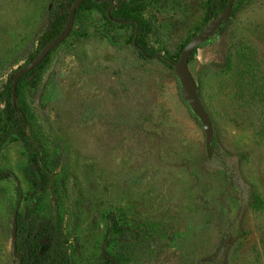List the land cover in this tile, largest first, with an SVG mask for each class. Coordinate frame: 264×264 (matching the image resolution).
<instances>
[{"label": "rangeland", "instance_id": "374dc122", "mask_svg": "<svg viewBox=\"0 0 264 264\" xmlns=\"http://www.w3.org/2000/svg\"><path fill=\"white\" fill-rule=\"evenodd\" d=\"M59 1L68 4L0 0V90L41 50ZM206 2L114 0L112 11L174 63L209 22ZM133 33L88 4L23 85L43 193L24 176L26 152L0 104V264H18L13 231L28 216L62 219L67 264H264V210L252 209L255 196L264 202V119L249 103L264 96V0H236L189 61L214 128L209 153L173 68L143 59Z\"/></svg>", "mask_w": 264, "mask_h": 264}, {"label": "trees", "instance_id": "16d2710c", "mask_svg": "<svg viewBox=\"0 0 264 264\" xmlns=\"http://www.w3.org/2000/svg\"><path fill=\"white\" fill-rule=\"evenodd\" d=\"M74 0H68L67 5L62 2H57L49 9V25L47 26L41 41V49L48 44L54 37H56L63 29L66 23V18L70 5ZM227 0H207V20L217 16L225 7ZM97 5L103 9L105 19L112 23L106 16L105 8L107 4H99L96 0H84L80 7L76 10L75 15L85 10L86 6ZM122 11V10H120ZM111 17L121 21L134 20L127 12L122 11V17L116 18L114 12H111ZM134 28L132 40L135 37L137 27L130 24ZM137 34V33H136ZM131 40V42H132ZM136 49L143 59H156L166 67H170L169 59L160 54L146 50L140 46L139 39L136 37ZM55 50V49H54ZM53 50V51H54ZM52 51V52H53ZM51 52V53H52ZM196 51H194L195 54ZM193 54V55H194ZM49 56V55H48ZM47 56V57H48ZM45 58V60L47 59ZM193 57V56H192ZM191 57V58H192ZM190 58V59H191ZM45 60L33 71L24 75L18 82L15 95V101L12 102V88L10 77L7 83L0 90V104L3 105L4 117L12 127L13 133L22 142L27 156V167L24 172L26 180L29 182L31 188L36 192L43 193L48 187L49 176L47 168L41 163V157L44 154L43 145L38 139L32 138L30 124L32 120L31 112L23 102V85L25 83L35 84L38 79V70L44 65ZM31 61V60H30ZM259 94L254 101H249L250 104L257 106L260 111V117L264 119V96ZM54 166V162H50ZM7 176L6 173L0 172V180ZM252 209L256 211L264 210V202L260 197H254ZM16 227V239L13 241V246L18 256V264H67V239L64 234L62 219L59 216L50 218H35L28 216L26 220ZM110 234V229L108 235Z\"/></svg>", "mask_w": 264, "mask_h": 264}, {"label": "water", "instance_id": "95a60500", "mask_svg": "<svg viewBox=\"0 0 264 264\" xmlns=\"http://www.w3.org/2000/svg\"><path fill=\"white\" fill-rule=\"evenodd\" d=\"M83 1L84 0L73 1L68 10L66 23L60 33L56 37H54L48 44H46L31 61L25 63L13 73L11 82L12 102L15 101L14 93L16 91V87L19 80L24 75L36 69L54 49H56L68 38L74 25V17L76 10L80 7ZM96 1L99 4L107 3L109 5L106 10V16L110 18V11L114 6V0ZM235 1L236 0H227L226 5L221 10V12L217 16L212 18L196 36L191 38L184 45L183 49L179 54L178 60L174 63H170V66L173 68L174 76L179 84L180 97L191 112V114L196 118L203 130L205 139V149L207 153L210 152L211 146L213 144L214 128L199 97L195 80L189 70V61L190 58L193 56L194 51H197L201 46L209 43L219 35L221 27L225 25L230 18L233 4ZM114 7L117 8L118 6ZM113 21L117 24L122 25H136V22L134 20L121 21L119 19H115ZM136 37L137 34L135 32V37L132 40V45L134 47L136 46ZM14 234L15 230L13 231V241L15 240Z\"/></svg>", "mask_w": 264, "mask_h": 264}, {"label": "flooded vegetation", "instance_id": "af4514ba", "mask_svg": "<svg viewBox=\"0 0 264 264\" xmlns=\"http://www.w3.org/2000/svg\"><path fill=\"white\" fill-rule=\"evenodd\" d=\"M105 4H107V3H105ZM108 5V4H107ZM115 6V5H114ZM112 7V9L113 8H116V7ZM109 7V5L107 6V8ZM107 8H105V13H106V10H107ZM112 9H111V11H110V18H108L112 23H114V24H117V23H115L113 20H115V18H113V17H111V12H112ZM135 25V24H134ZM136 26V25H135Z\"/></svg>", "mask_w": 264, "mask_h": 264}]
</instances>
